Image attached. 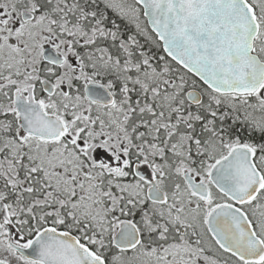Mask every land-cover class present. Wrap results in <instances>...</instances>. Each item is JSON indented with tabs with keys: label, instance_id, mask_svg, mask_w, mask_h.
<instances>
[{
	"label": "snow or ice",
	"instance_id": "6c2138e0",
	"mask_svg": "<svg viewBox=\"0 0 264 264\" xmlns=\"http://www.w3.org/2000/svg\"><path fill=\"white\" fill-rule=\"evenodd\" d=\"M0 264H264V0H0Z\"/></svg>",
	"mask_w": 264,
	"mask_h": 264
}]
</instances>
